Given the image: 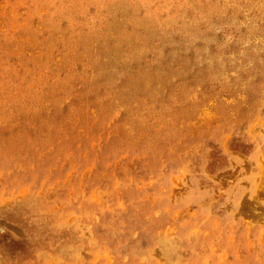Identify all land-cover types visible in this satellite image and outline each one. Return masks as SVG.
I'll return each mask as SVG.
<instances>
[{
  "label": "rangeland",
  "instance_id": "rangeland-1",
  "mask_svg": "<svg viewBox=\"0 0 264 264\" xmlns=\"http://www.w3.org/2000/svg\"><path fill=\"white\" fill-rule=\"evenodd\" d=\"M0 264H264V0H0Z\"/></svg>",
  "mask_w": 264,
  "mask_h": 264
}]
</instances>
